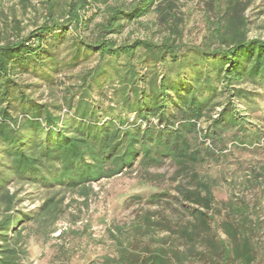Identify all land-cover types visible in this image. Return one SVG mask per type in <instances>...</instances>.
<instances>
[{
	"label": "trees",
	"instance_id": "obj_1",
	"mask_svg": "<svg viewBox=\"0 0 264 264\" xmlns=\"http://www.w3.org/2000/svg\"><path fill=\"white\" fill-rule=\"evenodd\" d=\"M20 3L26 9L28 0ZM42 4L31 31L16 18L0 31V264H27L29 239L56 233L66 194L87 204L95 183L125 173L166 179L157 170L167 162L177 195L155 193L148 203L157 210L114 226L116 255L105 262L264 264V161H250L240 179L202 173L227 157L223 143L264 145L259 118L249 119L264 93V40L248 38L250 3L210 0L213 30L199 46L184 43L181 0ZM93 6L103 21L90 27ZM150 14L157 42L118 40ZM25 75L46 85L47 101L28 93L42 84ZM24 184L47 194L36 209H24L21 189H12ZM222 184L231 196L219 203Z\"/></svg>",
	"mask_w": 264,
	"mask_h": 264
},
{
	"label": "rangeland",
	"instance_id": "obj_2",
	"mask_svg": "<svg viewBox=\"0 0 264 264\" xmlns=\"http://www.w3.org/2000/svg\"><path fill=\"white\" fill-rule=\"evenodd\" d=\"M43 1L45 0H28L26 9H23L20 0H0V9L6 13V18L0 16V31L4 28L7 18L11 23L13 18L20 21L25 34L34 29L43 21L45 14ZM209 1L181 0V11L186 20L184 43L199 46L204 42V37L213 30L215 16L208 9ZM247 1L250 3L245 12L249 24L248 38L264 40V0ZM86 14L88 18H92L90 27L103 21V14L94 6L88 8ZM156 20V15L150 14L139 22L128 24L118 40L130 38L157 42L160 35ZM89 65L79 67L72 73L63 74L60 77L65 75L70 77ZM29 78V75L24 76V79H28L30 83H41L37 78ZM41 84L42 88H36L28 93L35 99L47 101L50 98V91L44 83ZM236 104L239 111L246 112L241 103ZM251 117L250 121L259 118L256 123L264 128V93L259 99L258 110L254 111ZM262 142L264 143V137ZM220 148H226L227 157L218 162L210 161L209 165L203 168V174L215 178L227 175L240 179L244 169L249 167L250 161L255 159L264 161V145H257L255 148H238L230 143H223ZM157 172L166 173V179H153L146 182L139 173L130 172L111 180L95 183L94 193L87 204L82 197L71 193L66 194V213L58 222L56 233L47 239L38 236H32L29 239L30 255L27 264H107L105 259L116 255L115 244L109 235L114 226L125 228L136 221L143 210H157L156 204L148 203L155 193L177 195L174 189L177 182L170 180L174 173L170 163L167 162ZM12 189H21L19 196L24 200L22 203L24 209H36L47 196L43 189L39 190L28 184L13 186ZM214 193L219 203L227 201L231 196V190L227 184L216 188ZM236 193L250 201L253 199L252 193L246 191Z\"/></svg>",
	"mask_w": 264,
	"mask_h": 264
},
{
	"label": "built area",
	"instance_id": "obj_3",
	"mask_svg": "<svg viewBox=\"0 0 264 264\" xmlns=\"http://www.w3.org/2000/svg\"><path fill=\"white\" fill-rule=\"evenodd\" d=\"M214 117H216V116H214ZM130 121H133V117L130 119ZM209 143H210V142H209ZM209 143H208V145H210Z\"/></svg>",
	"mask_w": 264,
	"mask_h": 264
}]
</instances>
